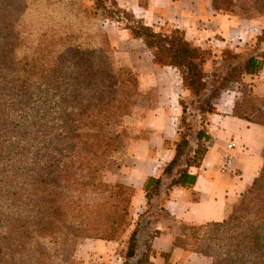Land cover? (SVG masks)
Returning a JSON list of instances; mask_svg holds the SVG:
<instances>
[{
	"label": "trees",
	"instance_id": "trees-1",
	"mask_svg": "<svg viewBox=\"0 0 264 264\" xmlns=\"http://www.w3.org/2000/svg\"><path fill=\"white\" fill-rule=\"evenodd\" d=\"M52 1H46L51 7L46 17L53 19L50 13L56 11L57 22L50 29L45 25L34 44L20 34L18 0L10 12L0 4V172L9 173L2 174L11 182L22 172L26 185L11 189L7 195L18 201L24 198L29 206L26 209L38 215L35 218L32 213L20 212L19 224L7 228L0 243L10 242L16 247H9L10 252L0 256V264H17L19 254L27 251L32 241L44 243L54 234H63L62 226L68 223L70 231H75L66 234L69 240L80 237L110 242L119 240L133 220L136 189L109 184L101 176L106 175L112 159L118 161L115 154L120 149V134L114 133V128L123 126L124 116L138 101L140 80L131 68L114 65L109 55L110 41L96 31V21L124 25L131 38L141 40L155 59L176 69L184 86L195 95L206 87L201 51L190 45L181 30L167 33L163 27L147 26L115 0ZM86 1L93 4L88 7L83 4ZM211 1L214 11L224 15L264 17V0ZM140 5L147 7V0H140ZM22 30L25 32V27ZM262 39L264 31L259 41ZM263 67L264 51L258 57H247L241 67L227 70L218 82L220 89L239 83L242 98L240 106L235 105L234 117L262 126L264 103L253 90ZM4 73H10L8 83L4 82ZM2 96L14 99L8 98V105L1 102ZM210 139L207 130H199L197 146L191 150L188 137L182 136L175 145L174 158L163 166L162 176L147 180L148 203L134 223L127 261L153 264L151 258L156 255L150 242L145 243L141 255L137 249L143 229L149 233V240L160 234L148 231V223L156 210L163 177L175 176L168 189L195 185L197 176L189 169L201 164ZM68 186L73 187L71 192ZM14 211L9 208L6 212H19ZM205 229L209 230L207 240L218 251L203 243V238L195 237ZM173 246L213 258V264H264V167L227 219L202 226L184 224ZM161 256L164 264H172L170 254Z\"/></svg>",
	"mask_w": 264,
	"mask_h": 264
},
{
	"label": "crops",
	"instance_id": "crops-1",
	"mask_svg": "<svg viewBox=\"0 0 264 264\" xmlns=\"http://www.w3.org/2000/svg\"><path fill=\"white\" fill-rule=\"evenodd\" d=\"M117 1L121 7L132 10L143 19L147 26L181 29L193 45L211 47L215 54L229 48L233 39H241L242 43L248 45L264 30L261 20L243 19L214 11L211 0H147V7L141 6L140 0ZM203 23L207 26L203 27ZM102 24L112 45L117 48L115 56L137 58V62L126 64L139 75L142 88L156 89L162 94L163 87L167 86L170 90L143 120V124L153 130L149 139L131 143L128 147L129 162L120 168L116 165V170L112 167L109 171L112 182L136 189L133 209L137 222L148 203L145 183L150 177L162 176L163 166L175 156V149L166 147L165 143L177 139L176 120L179 113L176 105L181 89L174 78V71L170 70L172 67H157L153 58H149L151 53L143 48L142 41L131 38L129 32L117 24ZM221 60V56L214 55L208 61V68L212 71L218 69ZM255 82V93L264 95V67ZM235 93L232 89L225 91L216 106L218 113L210 116L207 125L211 137L208 151L198 167L189 169L191 174L197 176L195 185L168 189L175 176L163 177L160 194L155 199L156 210L148 223V231L160 233L150 241L157 256L153 258L155 264H164L160 258L163 253L170 254V261L175 264H212L210 257L175 248V238L181 236L184 224L202 226L227 219L233 205L239 202L264 167V126L232 116ZM231 143L235 145L232 153L236 162L231 170L223 172L219 168ZM146 232L143 229L140 234L141 244ZM96 245L105 259L113 254L112 258L115 259L110 264H119L114 252L115 242L101 240Z\"/></svg>",
	"mask_w": 264,
	"mask_h": 264
},
{
	"label": "rangeland",
	"instance_id": "rangeland-1",
	"mask_svg": "<svg viewBox=\"0 0 264 264\" xmlns=\"http://www.w3.org/2000/svg\"><path fill=\"white\" fill-rule=\"evenodd\" d=\"M46 1H48L49 3L53 2L52 0H18L17 11L21 13V16H20L21 25L19 27V30L21 31L20 34L23 40L25 39L27 42L31 44H34L37 41L41 33V29L44 28L45 25H47L50 29L51 26L57 22L58 17H57L56 11L53 14L50 13V15L53 16V19L50 18V16L46 17V12L48 13L51 10V7H48V3ZM56 1L65 3L70 0H56ZM115 1L118 3L117 0ZM14 3H15V0H0V4L3 5L2 8L7 9V12H10L11 6ZM83 4L90 7L93 3L86 1ZM243 19H247V18H243ZM249 20H256V21L261 20L264 23V17L249 19ZM103 22L105 23L109 22L110 25L113 24L114 22L107 21V20L106 21L98 20L95 22L96 31L99 34L106 35L110 41V37H109V34L107 33V29L103 28L104 27V25L102 24ZM202 26L204 27L207 25L203 23ZM23 27H25V32H23L22 30ZM120 27L125 29L124 25H120ZM163 30L166 31L167 33H171L173 30H176V29L163 27ZM181 31L184 33L185 39L187 40L185 32L183 30ZM263 31L264 30H262L258 34V37L252 40V42H250L248 45H245L244 43H242L241 39L239 40L233 39L231 40V46L229 48L222 49L223 51H219L216 54L211 47L203 48L202 46L193 45V43L187 40L191 46L201 51L200 56L202 60L204 61V64H202V66L207 76L205 80L206 87H205V90L202 91L200 94L195 95L194 92L190 91V89L184 86L183 80L179 72L173 67L172 69H170L171 71L172 70L174 71V78L179 83L178 86L181 90L180 92H178L179 98H178V104L176 105V109L178 110V113H179L178 120H176L177 139L173 142L171 141L166 142L165 143L166 147H171L172 149H174L175 145L177 144V142L181 140L182 136H186L188 137V140L190 141L191 150H194L197 146L196 133L201 129H205L208 131L207 123L211 116L209 112L213 111L214 112L213 114L218 113L216 110V106L217 104H219V100L222 97L223 93L227 91L228 89H232V91L236 92L235 93V98H236L235 105L239 104L238 107L240 106V102H241L240 100L242 97H241V94L239 93V90L242 89L243 87L239 83L233 82L229 84L228 88L220 89L218 88V82L221 80V78L224 76L227 70L231 68L237 69L241 67L243 65L244 60L247 57L260 56V54L264 51V39L259 41V38H262ZM135 40H138V39H135ZM110 44L111 45H110L109 55L111 56L114 65L117 67H128L132 69V67L127 65L126 62L128 63H130L131 61L137 62V58L134 56H115L117 48L112 45L111 41H110ZM142 46L147 52L149 51L145 47L143 42H142ZM21 54H22V51H20L18 55H21ZM214 55L221 56L222 60H221V64L219 65V68L212 71L211 69L208 68V61L212 59ZM149 58H153V61L157 67H160V68L162 67L164 68L167 66L171 67L170 65L167 64L168 62L167 63L159 62L157 59H155L153 55L150 56ZM4 74H5L3 78L4 82L8 83L9 82L8 78L10 76V73L8 74L4 73ZM138 78H139V75H138ZM216 84H217V87H216ZM140 86H141V83H140ZM163 89H164L163 90L164 93L162 94L156 89H144L141 87V95L138 98V101L129 110V114L127 116H124V119L122 122L123 126L114 128V130H116L114 131V133L116 132V134L117 133L120 134L118 137L120 149H119V152L115 154V156L118 157V161L114 159L111 160V162L109 163V168L107 170L106 175L101 176L102 180L104 179L107 183L112 184V185L121 184V185L131 187L129 185H126L120 182H116V183L112 182L111 178L109 177V171H111L112 167L114 168V170H116L115 169L116 165H119V168H120L121 166L126 165L129 162L128 147L131 143L138 141V140L149 139L151 133H153V130L149 129L148 127H146V125L143 124V120L145 119L146 116H148V114L151 111L156 109L157 105L163 99V96L170 92L167 86L163 87ZM253 92L255 93V89L253 90ZM258 96L262 98V101L264 103V95H258ZM1 98H2L1 102H3L4 104H8V105H9V101H12L14 99L13 97H9V96L8 97L2 96ZM8 98H9V101H8ZM235 105L233 107L232 116H234L233 114H234L235 107H236ZM184 111H185V114H184ZM263 111H264V107H263ZM63 147L66 148L67 146L65 145V146H62L61 148ZM51 161L53 160L51 159ZM261 172L259 173V175L261 174ZM2 173L9 174L7 172H2ZM2 173L0 172V238L3 236L5 237L7 235V233H5V231H7V228H9L12 225L19 224L18 221L20 218L19 216L20 212L25 213V214L32 213L33 217L35 218L38 217V215L35 212H31L30 209L28 210L26 209L29 206H27L28 202L24 203L25 201L24 198H21L20 201H18L15 196L8 197L7 195L11 189L20 190L26 185V181L24 179L25 177L22 176V172L19 174V177L13 180V182L9 181L10 178L8 179L7 176L3 175ZM87 179L88 178H86V180ZM68 189H69V192H71L73 190V187L68 186ZM76 194L77 192L73 194V197ZM85 195H86V192H85ZM87 196H89V194H87ZM238 203L239 202L233 205V207L231 208L230 214L233 208L236 205H238ZM9 208H14L15 211H19L18 214L7 213L6 211ZM24 208L27 211H25ZM134 214L135 213L133 211L132 212L133 220L131 221V225L126 229L125 233L120 237V239L116 241H110V242L116 243V251L114 252H115V257L118 258L116 261L119 264H133L137 260L136 259V260L127 261L126 259L127 251H128V240L132 233L134 223L136 221ZM67 216H70V215H67ZM9 217L10 218L12 217L14 221H10ZM68 225L62 226L63 234H60V233L54 234L52 239L48 238L46 239V241H44V243L43 241H39V242L32 241L31 244L28 245V247L26 248L27 251H25L22 254L21 253L19 254L17 264H66L64 263V261L67 259H70L71 261L70 264H110L113 262V259H115V258H112L113 254H109L110 256L108 257L110 258L106 257V259H105V256H101V249L96 245V243L98 241H101V239L80 238L79 237V238H74V241H72L71 239L69 240L66 234L69 232L74 233L75 231L73 229H71L70 231V227L68 228ZM69 226H71V223ZM208 231H209L208 229L198 231L195 233V237L203 238L202 239L203 243L207 244L208 246L214 248V250L218 251L219 250L218 247H216L215 245H213L211 242L207 240L205 235H207ZM148 234L149 233L146 232V237L142 244H141V241L139 242L140 244L137 249L138 255H141L142 252L145 251V243H149L151 241V239L149 240L147 237ZM37 244L39 246H37ZM199 244L200 243H196V245H199ZM9 247L14 249L16 245L10 242L9 244H4V245L3 244L1 245L0 243V256L3 254L6 255L7 252H10V250L8 249ZM41 252H43L44 255L48 256L50 258V261L46 256H42ZM160 258L164 261L162 256ZM211 259H212V264H213V258ZM151 261L153 264H155L153 261V258H151ZM172 264H175V263H172Z\"/></svg>",
	"mask_w": 264,
	"mask_h": 264
},
{
	"label": "built area",
	"instance_id": "built-area-1",
	"mask_svg": "<svg viewBox=\"0 0 264 264\" xmlns=\"http://www.w3.org/2000/svg\"><path fill=\"white\" fill-rule=\"evenodd\" d=\"M234 147H235L234 143L229 144L227 146L226 152L223 155L222 163L219 168L223 172L231 170L236 162V158L232 153Z\"/></svg>",
	"mask_w": 264,
	"mask_h": 264
}]
</instances>
